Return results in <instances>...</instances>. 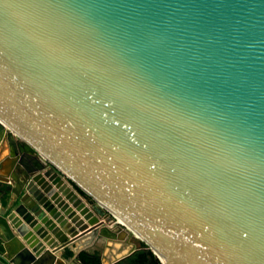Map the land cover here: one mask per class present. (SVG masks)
<instances>
[{
	"label": "water",
	"instance_id": "1",
	"mask_svg": "<svg viewBox=\"0 0 264 264\" xmlns=\"http://www.w3.org/2000/svg\"><path fill=\"white\" fill-rule=\"evenodd\" d=\"M103 236L264 264V0H0V264Z\"/></svg>",
	"mask_w": 264,
	"mask_h": 264
},
{
	"label": "crops",
	"instance_id": "2",
	"mask_svg": "<svg viewBox=\"0 0 264 264\" xmlns=\"http://www.w3.org/2000/svg\"><path fill=\"white\" fill-rule=\"evenodd\" d=\"M24 157L27 158L29 156L24 153ZM34 164L37 165V163ZM81 233L82 232H80L79 234ZM120 237L124 238L122 233L120 234ZM114 245H116L117 247L120 246V244L118 243L109 241V238L106 236L95 238L89 243H75L73 244V246L75 247L76 251L66 248L64 252H62V254L59 256L62 261L61 264H83V260L81 259V253H86L89 256H98L101 260H104V258L111 256L112 253L115 251ZM155 260H158V258L156 257ZM155 263L156 262H151V264Z\"/></svg>",
	"mask_w": 264,
	"mask_h": 264
},
{
	"label": "trees",
	"instance_id": "3",
	"mask_svg": "<svg viewBox=\"0 0 264 264\" xmlns=\"http://www.w3.org/2000/svg\"><path fill=\"white\" fill-rule=\"evenodd\" d=\"M142 247V249L128 257L125 264H151V262L157 261L155 260L156 256L151 250L147 249V246L144 243L142 244ZM81 259L85 264H101V259L98 256H89L86 253H81Z\"/></svg>",
	"mask_w": 264,
	"mask_h": 264
},
{
	"label": "flooded vegetation",
	"instance_id": "4",
	"mask_svg": "<svg viewBox=\"0 0 264 264\" xmlns=\"http://www.w3.org/2000/svg\"><path fill=\"white\" fill-rule=\"evenodd\" d=\"M143 248V247H142ZM141 248V249H142ZM137 252V251H136ZM130 257V256H129ZM128 259V258H127ZM127 259H125L123 262H121L120 264H124L125 263V261L127 260ZM156 262H158V260L156 261ZM101 264H102V260H101ZM156 264V263H155Z\"/></svg>",
	"mask_w": 264,
	"mask_h": 264
}]
</instances>
